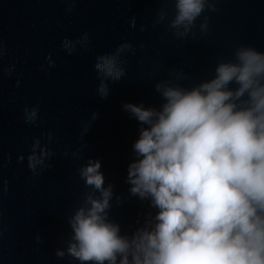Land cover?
Returning a JSON list of instances; mask_svg holds the SVG:
<instances>
[{"label": "water", "instance_id": "95a60500", "mask_svg": "<svg viewBox=\"0 0 264 264\" xmlns=\"http://www.w3.org/2000/svg\"><path fill=\"white\" fill-rule=\"evenodd\" d=\"M214 2L215 11L206 8L193 30L177 37L168 27L174 0H0V264H79L56 249L67 247L68 217L87 191L78 169L88 158L101 161L106 183L122 196L120 204L113 199L110 219L128 233L143 223L149 205L129 196L125 182L138 122L122 103L159 106L158 81L183 73L177 82L191 87L211 78L217 60L232 58L240 44L264 51V0ZM162 9L168 16L157 23ZM205 16L207 31L200 29ZM84 33L86 48L77 44L69 54L61 47L65 37ZM125 42L135 53L122 57L126 74L108 81L110 94L102 99L96 56ZM36 105L38 119L28 124L23 109ZM34 138L53 153L35 175L27 167Z\"/></svg>", "mask_w": 264, "mask_h": 264}, {"label": "clouds", "instance_id": "9594fccd", "mask_svg": "<svg viewBox=\"0 0 264 264\" xmlns=\"http://www.w3.org/2000/svg\"><path fill=\"white\" fill-rule=\"evenodd\" d=\"M206 8L215 11L214 0H174L168 27L184 37ZM157 16L161 23L168 13L162 9ZM207 28L205 16L200 29ZM77 44L86 48L88 34L65 37L61 47L72 54ZM130 52L135 48L125 42L96 56L102 99L110 94L108 81L125 76L122 57ZM4 71L11 76L14 65ZM183 76L155 84L159 106L122 103L138 122L125 182L129 196L149 205L143 223L137 220L128 233L110 219L113 199L120 204L122 196L106 183L101 161L88 158L78 169L87 191L68 217L71 232L67 247L56 249L58 257L67 253L79 264H264V51L240 44L232 58L217 60L211 78L185 87L177 82ZM38 115V105L23 109L28 124ZM52 155L34 138L27 167L35 175ZM24 159L21 154L18 162Z\"/></svg>", "mask_w": 264, "mask_h": 264}]
</instances>
